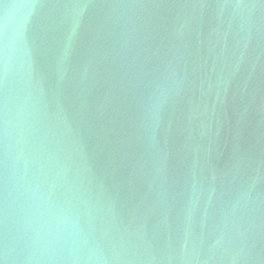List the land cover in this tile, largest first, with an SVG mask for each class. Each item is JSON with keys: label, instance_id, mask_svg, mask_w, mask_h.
I'll return each mask as SVG.
<instances>
[{"label": "water", "instance_id": "95a60500", "mask_svg": "<svg viewBox=\"0 0 264 264\" xmlns=\"http://www.w3.org/2000/svg\"><path fill=\"white\" fill-rule=\"evenodd\" d=\"M0 264H264V0H0Z\"/></svg>", "mask_w": 264, "mask_h": 264}]
</instances>
